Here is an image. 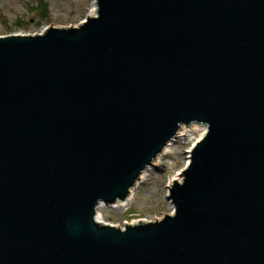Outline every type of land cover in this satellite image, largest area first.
<instances>
[{"label":"water","instance_id":"water-1","mask_svg":"<svg viewBox=\"0 0 264 264\" xmlns=\"http://www.w3.org/2000/svg\"><path fill=\"white\" fill-rule=\"evenodd\" d=\"M91 1L0 37V264H264V0ZM188 130L173 212L102 223Z\"/></svg>","mask_w":264,"mask_h":264},{"label":"rangeland","instance_id":"rangeland-1","mask_svg":"<svg viewBox=\"0 0 264 264\" xmlns=\"http://www.w3.org/2000/svg\"><path fill=\"white\" fill-rule=\"evenodd\" d=\"M45 1L50 20L38 25L34 12L29 8L35 6L33 0H0V37L9 34H40L48 27H74L87 18L92 8L91 0ZM19 20L27 24L18 23ZM181 134L161 155L156 165L146 172L127 209H105L102 212V223L123 227L124 224L155 221L173 212L172 204L167 199V188L180 177L181 170L189 160L190 150L202 132L189 130Z\"/></svg>","mask_w":264,"mask_h":264},{"label":"trees","instance_id":"trees-1","mask_svg":"<svg viewBox=\"0 0 264 264\" xmlns=\"http://www.w3.org/2000/svg\"><path fill=\"white\" fill-rule=\"evenodd\" d=\"M35 2L34 7H29L31 11L34 12L36 18H37V24L40 25L42 22L49 21V11L47 7V3L45 0H33ZM18 23H22L20 20ZM27 24V22L22 23Z\"/></svg>","mask_w":264,"mask_h":264},{"label":"bare ground","instance_id":"bare-ground-1","mask_svg":"<svg viewBox=\"0 0 264 264\" xmlns=\"http://www.w3.org/2000/svg\"><path fill=\"white\" fill-rule=\"evenodd\" d=\"M91 9H92V8H91ZM90 12H91V10H90ZM90 12H89V14H90ZM87 17H89V15H87ZM44 30H45V29H44ZM44 30H43V31H44ZM188 131H189V130H188ZM181 136H182V134L178 135V138L181 137ZM171 144H172V143H171ZM170 146H171V145H170ZM170 146H169V147H170ZM167 150H168V149H167ZM163 154H164V153H163ZM160 158H161V156L156 160V162H158V161L160 160ZM156 162H155V163H156ZM155 163H154V165H156ZM147 171H148V170H147ZM147 171H145V172L143 173V175L141 176V179H142V180H143V178H144V176H145V174H146ZM142 180H141V181H142ZM173 181H174V180H173ZM170 185H171V184H170ZM170 185H169V186H170ZM134 192H135V190L133 191V193H132L130 199L127 201V203H126L125 205L121 206V207L123 208V210H124V209L126 210L127 207L132 203V201H133V199H134ZM145 222H146V221H145ZM135 223H137V222H135ZM133 224H134V223H133Z\"/></svg>","mask_w":264,"mask_h":264}]
</instances>
